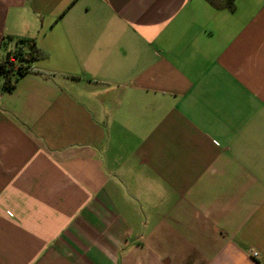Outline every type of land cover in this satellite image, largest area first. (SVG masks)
<instances>
[{
	"label": "crops",
	"instance_id": "crops-1",
	"mask_svg": "<svg viewBox=\"0 0 264 264\" xmlns=\"http://www.w3.org/2000/svg\"><path fill=\"white\" fill-rule=\"evenodd\" d=\"M224 3L0 0L46 52L0 75V264H264V0Z\"/></svg>",
	"mask_w": 264,
	"mask_h": 264
},
{
	"label": "trees",
	"instance_id": "trees-1",
	"mask_svg": "<svg viewBox=\"0 0 264 264\" xmlns=\"http://www.w3.org/2000/svg\"><path fill=\"white\" fill-rule=\"evenodd\" d=\"M224 7L234 11L236 0H225ZM5 39L13 42L14 47L0 59V75L4 77V87L11 90L21 76L33 71L35 61L46 57V52L32 37L9 35Z\"/></svg>",
	"mask_w": 264,
	"mask_h": 264
},
{
	"label": "built area",
	"instance_id": "built-area-1",
	"mask_svg": "<svg viewBox=\"0 0 264 264\" xmlns=\"http://www.w3.org/2000/svg\"><path fill=\"white\" fill-rule=\"evenodd\" d=\"M254 256H257L258 254L256 252L253 253Z\"/></svg>",
	"mask_w": 264,
	"mask_h": 264
}]
</instances>
